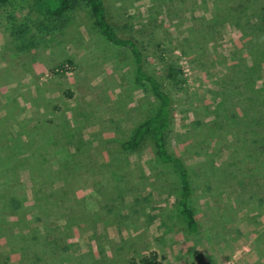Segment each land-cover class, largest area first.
I'll list each match as a JSON object with an SVG mask.
<instances>
[{
    "label": "rangeland",
    "instance_id": "obj_1",
    "mask_svg": "<svg viewBox=\"0 0 264 264\" xmlns=\"http://www.w3.org/2000/svg\"><path fill=\"white\" fill-rule=\"evenodd\" d=\"M120 35L169 93L167 144L189 166L198 232L177 170L148 138L157 109L130 51L81 0L50 16L0 3V264H264V0H105ZM187 82L174 87L166 67ZM60 66L65 73H57ZM58 71V72H59Z\"/></svg>",
    "mask_w": 264,
    "mask_h": 264
},
{
    "label": "trees",
    "instance_id": "obj_2",
    "mask_svg": "<svg viewBox=\"0 0 264 264\" xmlns=\"http://www.w3.org/2000/svg\"><path fill=\"white\" fill-rule=\"evenodd\" d=\"M9 0H0L6 3ZM89 7L90 15L105 38L114 45L127 48L133 59L134 80L138 84H148L152 94L158 101L156 111L144 119L134 130L133 134L124 140L120 147L123 150H135L148 138L155 150L160 163L173 166L178 172L180 193L177 206L181 214L185 230L188 233L198 232V220L191 206L192 184L189 166L184 158L177 153L170 152L167 144L169 129L173 120V105L169 93L161 86L159 80L148 73L144 67V52L139 41L130 35L118 34L117 27L111 23L105 0H81ZM38 7L44 8L50 16H58L71 6L73 0H35ZM57 73L64 74L65 68L60 66ZM59 71V72H58ZM166 78L174 87L181 88L187 82L183 69L175 62L166 67ZM139 264H162L156 252L151 251L140 260Z\"/></svg>",
    "mask_w": 264,
    "mask_h": 264
}]
</instances>
